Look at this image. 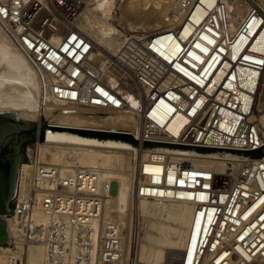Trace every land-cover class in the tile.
Listing matches in <instances>:
<instances>
[{"label": "built area", "instance_id": "2783aa9c", "mask_svg": "<svg viewBox=\"0 0 264 264\" xmlns=\"http://www.w3.org/2000/svg\"><path fill=\"white\" fill-rule=\"evenodd\" d=\"M96 1L0 0V27L36 71L42 109L116 113L128 122L70 129L50 117L36 124L0 264H31L36 245L41 264H150L126 248L123 224L105 213L102 168L83 165L80 150L70 148L51 147L60 156L52 160L49 130L117 135L133 147L135 200L194 206L185 250L163 264H264V141L255 113L264 85V9L252 5L233 26L219 0L195 24L199 0H177L164 15L169 32L128 35L106 53L81 27ZM187 26L182 38L178 29ZM143 159L161 170L143 173Z\"/></svg>", "mask_w": 264, "mask_h": 264}, {"label": "bare ground", "instance_id": "6f19581e", "mask_svg": "<svg viewBox=\"0 0 264 264\" xmlns=\"http://www.w3.org/2000/svg\"><path fill=\"white\" fill-rule=\"evenodd\" d=\"M117 1L118 0H115V14H117L116 7L117 4H119ZM224 1L227 3L229 16L233 26L236 22L243 18L249 7L252 5H261L264 8L262 4H258L255 0H248L246 3H241L240 0ZM106 3V0H97L94 7H88L83 14L84 16L81 27L88 36L93 38L99 49L110 52V49L115 47L116 49H112L115 50L114 52H116L118 46L123 45V42L128 35L124 32V30L112 22V18H110L111 21H108L102 15V12L108 10L105 8L107 7L105 6ZM218 3L219 0H199L192 17L194 23L198 24L205 16L207 8H212ZM146 5L148 4L145 3V6ZM154 5L159 6V0H155ZM169 24L172 25V23ZM159 25L161 24L158 22L156 26ZM138 26V29L142 33L155 32L157 35H162L169 32L167 30L169 28L165 30H159V27H154L151 24L144 22H141ZM175 28L177 29V27ZM191 30L192 27L187 26L184 29L179 28L178 33H181L182 38H186L190 35ZM165 37H170V35ZM106 47H108L109 50ZM261 79L263 84L264 71L262 73ZM39 93L40 82L36 71L33 69L25 55L14 47V45L8 40L6 34L4 35V32H2L1 29L0 111H17V115L22 119L40 118V110L43 107V102L40 101ZM257 109L258 108H256L255 113L257 116L258 125L260 129L263 130L264 108L261 110ZM51 110L52 109L48 108L46 109V112L51 114L52 118L60 123L63 127L70 129H78L83 125L108 124V121H110L109 119H112L111 122L113 124H109L113 128L116 126H126L128 123L126 122V117L122 115H117L115 117L113 116L114 118H112V116L107 118L103 117V120L101 118V114L100 119L99 117L92 114L89 116L76 115L72 111L64 109L62 112L55 114ZM46 146L52 157V160L54 161H58L60 156L54 152L53 148L61 147L63 149L70 148L74 150H80L82 153L81 162L84 164H92V157L99 155L105 159L104 161L108 165L114 164L115 156L119 157V164L122 163V155L118 154V152L120 153L133 149L129 142L117 137L99 138L97 136L80 134L69 130H49L46 136ZM209 163L214 162L209 161ZM142 165L143 168L141 167V170L146 174L157 173L161 170L160 165L150 159H143ZM222 170V162H219L218 171L221 172ZM114 177H117L120 180V188L117 200L113 199V201L109 202L106 213L110 214L111 212L115 211L118 214L117 217L122 219V217L125 216L129 210H131V181L129 179V175H125L121 172L114 173ZM135 208L137 210L136 212H139V214L143 215V217L148 218V221L146 220V231L144 234H142L140 239L141 241L139 242L140 244H138V257L142 261L150 264H163L166 258H170V256H173L174 254V256L181 255L188 244L191 227L193 224L194 206L191 203L176 200L160 201L141 199ZM8 230L12 234L13 230L10 220H8ZM7 246L9 245H2L1 247L5 248ZM22 253V248H19V254L21 255ZM43 255V248L40 245L31 247L29 250V262L31 264H41Z\"/></svg>", "mask_w": 264, "mask_h": 264}, {"label": "rangeland", "instance_id": "374dc122", "mask_svg": "<svg viewBox=\"0 0 264 264\" xmlns=\"http://www.w3.org/2000/svg\"><path fill=\"white\" fill-rule=\"evenodd\" d=\"M154 1L155 0H139V1L138 0H134V1L126 0L121 5L117 4V7H116L117 14H115V5H116L115 0H106L107 3L105 6H107V7H105V6L104 7L107 8L108 10L105 12H102V15L108 21H111L110 18H112L113 19L112 22L115 25L119 26L122 30H124V32L127 35L142 36V35L150 34L151 32L142 33L138 29L139 28L138 25L141 22L149 23L154 27H159L160 28L159 30H165L167 28H165L164 26L168 27L170 24L169 23L165 24L164 15L166 16V14H172L173 8L178 5L177 0H159V2H160L159 6H155ZM246 1H248V0H240L241 3H246ZM255 1L258 4L260 3L264 6V0H255ZM162 2H164V3H162ZM145 3H147L148 5L145 6ZM90 6L92 7V5H90ZM173 19H176V17ZM158 22L161 25L156 26V24ZM160 26H162V27H160ZM84 28H85V26H84ZM1 29L2 28L0 27V30ZM2 32H4V31L2 30ZM4 35H5V33H4ZM8 40H9V38H8ZM120 47L121 46L119 45L118 49ZM106 48L108 49V47H106ZM112 48L116 49L115 47H112ZM111 49H110V52L116 53V52H114L115 50H113V49L111 50ZM103 51L106 52L105 50H103ZM40 95H41V92L39 93V97H40ZM40 101H42V100L40 99ZM257 108H258L257 110H261L264 108V85H263V89H262L261 98H259ZM40 111H41L40 118H32V119H24L23 118V119L24 120H30V121H36V124H38V122H42L43 124H46L48 119L52 116H51V114L47 113L46 110H44L42 108ZM62 111L63 110H61L60 112H62ZM56 113H58V112H56ZM100 114L101 113H98L95 116L100 118V116L102 115L101 118L103 119V117L107 118V117L112 116V118H114L115 116L118 115L116 113L115 114L114 113H104V114L102 113L101 115ZM109 120L110 121H108V122L110 124H113L111 122L112 119H109ZM257 122H258V120H257ZM109 123L108 124L106 123V125H110ZM261 132H262V136L264 139V133H263L264 129L263 130L261 129ZM106 138H108V137H106ZM126 142H128V141H126ZM132 153H133L132 150L123 151L120 153L118 152V154L122 155V159H123V162H122L123 164L120 163L121 165L119 164V157L118 156H115L114 164H111V165L106 164V162L104 161L105 159H103L99 155L92 157V166L97 165L100 168H102L101 173L104 175L105 180L109 183L107 196L105 198V202H106L105 213L108 210L107 208H108L109 202L113 201V199L117 200V196H118V192H119V188H120V180L117 177H114V173L121 172V173H124L125 175H129V179L131 181V188H132V177H133V173H134V169H135V162H134ZM98 159H100V160H98ZM83 160H85V159H83ZM82 164L83 165H91V164H84V163H82ZM142 168H143V165H142ZM130 199H131L130 200L131 210H129L128 213L125 215L126 217L125 216L122 217L123 220L120 217H117L118 214L115 211L111 212L110 214L116 216L115 218H117V220L123 224V227L125 229L124 230L125 231L124 236H123V242H124V244L128 250H130V251L135 250V252L137 253V257H138V251H137L138 244H140L139 242L141 241L140 239L142 237V234H144V232L146 231V226H147L146 224H147L148 218H145V217H143V215L139 214V212H136L137 210L135 207H137V203L141 199L135 200L132 197V192L130 194ZM106 214H109V213H106ZM123 221L125 222V224ZM170 257H172V256H170ZM167 259L168 258H166V260H164V261L166 262Z\"/></svg>", "mask_w": 264, "mask_h": 264}, {"label": "water", "instance_id": "95a60500", "mask_svg": "<svg viewBox=\"0 0 264 264\" xmlns=\"http://www.w3.org/2000/svg\"><path fill=\"white\" fill-rule=\"evenodd\" d=\"M17 111H0V245L11 242L7 218L13 214L12 198L17 193L20 162L24 159L23 142L18 136L24 132L32 135L29 140L35 139L36 121L20 118ZM21 128V130L19 129ZM100 137H118L112 134L87 133ZM44 140V132L40 136ZM26 141V142H27Z\"/></svg>", "mask_w": 264, "mask_h": 264}, {"label": "flooded vegetation", "instance_id": "af4514ba", "mask_svg": "<svg viewBox=\"0 0 264 264\" xmlns=\"http://www.w3.org/2000/svg\"><path fill=\"white\" fill-rule=\"evenodd\" d=\"M19 129L21 130V128H19ZM28 130H31V131L30 132H24V133H22V134H20L18 136L19 141L20 142H23V149H24V146H25L26 141L29 140L30 137H31V135H32V128L29 127Z\"/></svg>", "mask_w": 264, "mask_h": 264}]
</instances>
